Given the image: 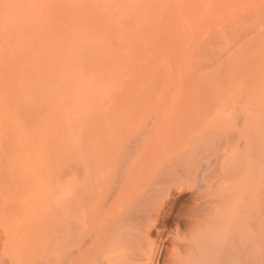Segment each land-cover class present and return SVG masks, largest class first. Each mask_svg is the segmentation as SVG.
I'll list each match as a JSON object with an SVG mask.
<instances>
[{
    "label": "bare ground",
    "instance_id": "1",
    "mask_svg": "<svg viewBox=\"0 0 264 264\" xmlns=\"http://www.w3.org/2000/svg\"><path fill=\"white\" fill-rule=\"evenodd\" d=\"M44 1L0 0V264H264V0L190 53L179 0Z\"/></svg>",
    "mask_w": 264,
    "mask_h": 264
},
{
    "label": "rangeland",
    "instance_id": "2",
    "mask_svg": "<svg viewBox=\"0 0 264 264\" xmlns=\"http://www.w3.org/2000/svg\"><path fill=\"white\" fill-rule=\"evenodd\" d=\"M63 1H65V0H63ZM67 1H68L69 3L71 2V0H67ZM67 1H66V2H67ZM78 1H80L79 4H80L81 6H82V4H83V5H85V8H87V7H88V9L91 8V11L94 12V13H95V11H96V10H94V8L97 9L96 12H99V11H98L99 8H101V5L104 4V3H103V0H102V1H101V0H96V3H92V5L94 6V8H93V6H92L91 3H90L92 0H90V2H89V0H78ZM78 1L74 0V2H73L74 5H73V3H71L72 6H73V9H74L75 11L77 10V8H76V4H77ZM100 1L102 2V4L100 3ZM114 1H115V0H114ZM129 1H130V0H129ZM154 1H155V0H154ZM154 1H153V2H154ZM157 1H158V2H156V3H157L158 6H159V4H161V1L163 2V0H157ZM179 1H180V15H181L180 17L183 16V18H184L186 14L190 17L189 14H190L191 12L188 14V11L190 10V9H189V8H190L189 6H191V4H193V3H195V2H196V6H194V4H193L194 8H193V6H192L191 8H193L194 10H196V11H197V14H198V16H197V14H196V15H195V14H192L191 18L194 16L192 19L189 18V17L187 16V19L190 20V21H188L187 19H186V20L183 19V23L185 24V25L183 26V27H184L183 30H184V29L186 30V31H183V34L186 36V33H187V31H189L190 27H191L190 31L192 30V31H191L192 34H191V32H189V33H190V34H189L190 36L188 37V34H187V36H186V38L188 37V40L190 39V40H189L190 42L187 44V46L189 47L190 45H192L190 48H187V46H186V49H187V50H188V49L191 50V48L193 49L194 44L196 45V44L199 43V42L201 43V42H202L201 40H202L203 36H204V38H205L207 32H208L212 27H213V28H216L218 25H220V22H219V21L223 22V21L227 20L226 17H228L229 19L233 17V14H232V16H230L231 14L228 15V16L226 15L227 12H229V13H230V12L234 13V12H233L234 10H231V9H229L230 7H229V8L227 7V8H228L229 10H231V11H229L227 8H224V11L221 12L223 15L226 13V14H225V15H226L225 17L222 16V18L224 17V20L221 19V17H219V15L216 14V13L218 12V11H216V13H215V12H214V13H215V14H216L221 20L218 19V17H217V16H214V14H213V16H211V17H212V19H214L213 17H215V20H216V21H215V20H214V21H215L216 23H215L214 21H211L212 23H213V22L215 23V24L213 23V25H212L211 27H210L211 22H209V21H208V23H209L208 26H207V23L203 25V23H202V19H203V22H206L205 19L207 18L206 16H208V15H206V16H205V15H202V13H203L204 10H205V3H207V2H205V0H204V1H202V0H195V2H194V1H191V2H193V3H190V5H187V3L189 2V0H188L187 3H186L187 0H182V1L179 0ZM61 2H62V0H61ZM82 2H83V3H82ZM87 2H88V3H87ZM104 2H106V1L104 0ZM119 2H122V1H118V0H117V6H118V7H116L117 9L121 8V7H119V4H120ZM124 2H125V1H124ZM124 2H123V4H124ZM126 2L128 3V6H127V4H126L127 7H131V6H133V5L130 6V5H129V2H128L127 0H126ZM133 2H135V1L132 0V2H131L130 4H133ZM153 2H152V3H153ZM181 2H183V3L181 4ZM204 2H205V3H204ZM244 2H246V1L244 0ZM244 2H243V3H244ZM248 2H249V1H247V3H248ZM44 3H45V1L43 0V4H44ZM69 3H68V4H69ZM89 3H90V5H88ZM185 3H186V4H185ZM243 3H242V4H243ZM247 3H246V4L244 3V4L248 6ZM43 4H41V6H40L41 9H42V7H43ZM68 4H67V5H68ZM100 4H101V5H100ZM121 4H122V3H121ZM69 5H70V4H69ZM80 5L77 4V7H79ZM86 5H87V7H86ZM124 5H125V4H124ZM144 5H145V4H143V6H144ZM154 5H155V6H154ZM186 5H187V6H186ZM44 6H45V4H44ZM152 6H153V8H155V7H156V4L154 3ZM158 6H157V7H158ZM238 6H240V5H238ZM122 7H123V6H122ZM145 7H146V6H145ZM187 7H189V8H187ZM43 8H44V7H43ZM143 8H144V7H143ZM143 8H142V9H143ZM181 8H182V9H181ZM232 8H233V7H232ZM235 8H236V7H235ZM246 8H247V7H246ZM121 9H122V8H121ZM121 9H120V10H121ZM124 9H125V7H123V11H124ZM233 9H234V8H233ZM236 9H237V8H236ZM29 10H31V9H29ZM71 10H72V9H71ZM125 10H127V8H126ZM153 10H154V9H153ZM187 10H188V11H187ZM201 10H202V12H201ZM222 10H223V9H222ZM225 10H227V12H225ZM237 10H238V9H237ZM123 11H122V12H123ZM181 11H182V12L184 11L185 14H184V13L182 14ZM219 11H220V10H219ZM235 11H236V10H235ZM238 11H240V8H239ZM238 11L235 12L236 14L234 13V14H235L234 16L237 15V12H238ZM31 12H32V10H31ZM70 12H71V11H70ZM118 12H120V11L118 10ZM122 12H121V14H123ZM126 12H128V11H126ZM224 12H225V13H224ZM71 13H73V12H71ZM115 13H116V12H115ZM221 13L219 12L218 14H221ZM73 14H74V13H73ZM118 14H119V13H117V15H118ZM139 14L142 15L141 11H140ZM203 14H204V13H203ZM222 14H221V15H222ZM98 15H99V13H98ZM98 15H97V16H98ZM211 15H212V14H211ZM99 16H100V15H99ZM120 16H121V15H120ZM202 16H204V17H202ZM123 17H125V15H124ZM118 18H119V17H118ZM120 18H121V17H120ZM134 18L137 19V18H138V15L135 14V15H134ZM199 18H200V19L202 18V19L200 20ZM225 18H226V19H225ZM123 19L125 20V18H123ZM193 19H198V26H197L196 28H194V27L192 28V26H191V21H192ZM207 19H208V18H207ZM212 19H211V20H212ZM217 19H218V20H217ZM118 20H119V19H118ZM209 20H210V19H209ZM222 20H223V21H222ZM185 21H187V22H185ZM116 22H117V20H116ZM119 22H120V20H119ZM121 22H122V21H121ZM95 23H96V22H95ZM95 23H94V24H95ZM117 23H118V22H117ZM218 23H219V24H218ZM15 24H17V23H15ZM23 24H26V23H23ZM27 24H28V22H27ZM27 24H26V25H27ZM29 24H30L31 26H30ZM29 24H28V26H30V27L35 26V24L33 23V21H32V22L30 21ZM94 24H93L92 26H94ZM216 24H218V25H216ZM10 25H11V24H10ZM10 25H8L7 27H9ZM21 25H22L21 22H20V24H17L16 26L14 25V23H12L11 26H12V28H14V29H12V31H11V33L13 32L12 39L10 40V41L13 40L12 43H13V42L15 43V41H16V43H18L19 38L21 37V34H22L23 30L26 29V28H28V26H26V25H22V26H21ZM23 26H24V28H23ZM215 26H216V27H215ZM7 27H6V29H7ZM15 27H16V28H19V30L22 31L21 34H20V31H19V33H18L19 35L16 34V32H15V31H16V30H15L16 28H15ZM136 27H137V26H136ZM186 27H188V29H186ZM209 27H210V29H209ZM21 28H22V29H21ZM123 28L126 30L125 27H123ZM137 28H138V27H137ZM137 28H134V30H131V31H133V32H131V33L133 34L134 32H137ZM8 29L11 30V27H9ZM92 29H94V28H92ZM14 30H15V31H14ZM17 30H18V29H17ZM120 30H121V28H120ZM125 30H123V31H125ZM200 30L203 32V33H202L203 36L200 34V33H201ZM7 31H8V30H7ZM17 32H18V31H17ZM119 32L121 33V31H119ZM199 32H200V33H199ZM126 33H128V30H127V32H125V33L122 32V34H120V39L123 38V34H126ZM204 33H206V34H204ZM14 34H16V36H19V38H18V37H15ZM135 34H136V33H135ZM184 35H183V46L186 45L185 42H184V40H185V36H184ZM192 35H193L194 37H196V38H197L196 40L199 41V42H196V40H193ZM135 36L137 37L138 35H135ZM96 37H97L96 35L93 36V37H92V35H91V38H89V40L91 39L90 41H94V49H93V50H96V53L94 52L95 54H93L94 56H98V55H97L98 52H99V49H98V48H99V47H100V48H104V45H105V44L103 45V43H102V41L100 40V38H96ZM136 37H134V38L136 39ZM186 40H187V39H186ZM192 40H193V41H192ZM90 41H89V42H90ZM191 41H192V42H191ZM89 42H88L87 45L90 46L91 43H89ZM121 42H122V41H121ZM138 42H139V40H138ZM138 42H137V44H139ZM12 43H11V44H12ZM127 43H128V42H127ZM191 43H193V44H191ZM123 44H124V43H123ZM128 44H129V43H128ZM137 44H136V45H137ZM184 44H185V45H184ZM189 44H190V45H189ZM139 46H140V45H139ZM135 47H136V46H135ZM135 47H134V50H135ZM125 48H127V46H126ZM138 48H139L138 51H140V47H137L136 49H138ZM88 49H89V48H88ZM88 49H87V50H88ZM91 49H92V46H91ZM123 49H124V48H123ZM127 49H128V48H127ZM141 49H142V50L144 49L143 45L141 46ZM128 50H129V49H128ZM128 50H127V52L130 53V51H128ZM189 50H188V53H190ZM89 51H90V49H89ZM89 51H87V53H89L90 56H91V55H92V54H91L92 52H89ZM122 51H123V50H122ZM122 51H121L120 54H121V56L124 58V57H126L127 55L124 54V53H126V52L122 53ZM125 51H126V50H125ZM131 51H132V50H131ZM138 51L135 50V52H138ZM132 52H134V51H132ZM142 52H143V51H142ZM191 52H192V51H191ZM129 53H128V55H129ZM196 53H197V52H196ZM89 54H87V59H89V57H88ZM126 54H127V53H126ZM132 54H133V56H134V53H132ZM93 55H92L91 58H93ZM100 55H102V54L100 53ZM140 55H141V54H140ZM142 55H143V53H142ZM144 55H145V54H144ZM184 55H185V56L188 55L186 50H185V54H184ZM189 55H190V54H189ZM133 56L131 55V57H133ZM136 56H137V58H138L137 53H136ZM139 57H140V56H139ZM141 57H142V56H141ZM187 57H188V56H187ZM91 58H90V60H91ZM134 58H135V56L133 57V59H134ZM137 58L135 59L136 61H137ZM95 59H96V58H95ZM90 60H89V61H90ZM136 61H134V63H136ZM72 63H73V62H72ZM72 63H71V64H72ZM71 64H70V69H74V68H72V67H73V66H72L73 64H72V65H71ZM125 65L127 66L128 64L126 63ZM125 65H123V66L121 65L122 67H119V68H120V69H122V68H123V69H126V68H124ZM71 66H72V67H71ZM126 66H125V67H126ZM89 67H90V65H89ZM90 68H91V67H90ZM123 69H122V71H124ZM118 70H119V69H118ZM70 71L72 72V70H70ZM95 71H96V70H95ZM115 71H117V70H116L115 67H114V71H113L112 73L114 74ZM119 71H121V70H119ZM119 71H118V72H119ZM122 71H121V73H122ZM119 74H120V73H119ZM117 76H118V75H117ZM111 78H112V77H110L109 79L111 80ZM114 78H115V76H114ZM116 79H117V78H116ZM112 80H113V79H112ZM114 81H115V79H114ZM110 83H111V82H110ZM112 83H113V82H112ZM115 85H116V84H115ZM111 86H113V85L111 84ZM101 89H103L102 86H101ZM101 92H102V90H101ZM0 93H2V92H0ZM98 93H99V92H98ZM104 94H105V92L103 93V95L100 94L102 98H104ZM97 95H98V94H97ZM0 96H1V95H0ZM99 98H100V97H99ZM101 100H102V99H101ZM1 101H2V99L0 98V103H1ZM1 104H2V103H1ZM1 104H0V105H1ZM1 106H2V105H1ZM1 108H2V107H1ZM1 108H0V109H1ZM1 110L3 111L4 109H1ZM1 110H0V111H1ZM2 111H1V112H2ZM1 112H0V116H2V113H1ZM180 204H181V206H180ZM186 204L188 205V203H185V204H183V202H182V203H179V204L177 205V207L175 208V210H176L177 212H179V213L181 212L182 214L186 213V210H187L186 207H188ZM182 205H183V206H182ZM183 207L186 208V210H184ZM177 208H178V209H177ZM182 208H183V209H182ZM180 209H181V210H180ZM178 210H179V211H178ZM182 210H184V211H182Z\"/></svg>",
    "mask_w": 264,
    "mask_h": 264
}]
</instances>
